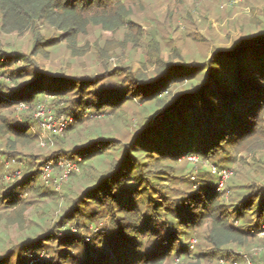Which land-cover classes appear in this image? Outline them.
Instances as JSON below:
<instances>
[{"label":"trees","instance_id":"obj_1","mask_svg":"<svg viewBox=\"0 0 264 264\" xmlns=\"http://www.w3.org/2000/svg\"><path fill=\"white\" fill-rule=\"evenodd\" d=\"M0 12L2 29L31 30L35 35L32 52L41 54L39 26L60 30L52 44L66 41L75 45L91 24L108 29L123 26L130 8L127 0H0ZM257 38L261 44L248 41L226 51H216L208 63L180 66L163 61L156 66L155 76L131 71V75L127 74L129 83L119 81L111 87L100 85L97 75L75 78L37 65L28 64L32 71L13 67L18 60L30 61L26 53L18 50L1 53L0 111L21 101L33 106L46 94L53 96L59 105L69 102V96L79 94L81 97H74L73 103L97 110L95 113L102 109L116 110L135 97L152 101L154 105L148 110L158 112V117L123 144L120 157L108 162L107 168L93 177L83 195L72 200L61 215L59 224L75 220L77 228L87 226V230L88 223L96 220L97 215L108 217L109 225L100 232L97 242L70 230L48 229L39 237L21 241L20 248L0 255V264H30L27 256L40 254L46 247L57 254L56 258L33 264H167L209 255L229 259L234 256L227 248L229 244L241 247L247 239L256 237L264 224V185L245 194L230 210L222 202L213 175L204 174L195 188L193 185L183 195L172 194L174 197L169 196L167 187L159 180L166 178L162 174L172 176L174 169L170 162L194 154L222 166L220 158L228 157L237 144L259 128L264 108V32ZM119 73L116 71L115 75ZM28 76L26 81H19ZM178 81L191 84L171 99H165L163 94ZM89 94L92 101H80L90 98ZM59 105L58 113H70L76 120L81 119L82 108ZM1 117L0 132L18 138L32 136L30 125ZM98 135L75 144L69 156H81V163L97 155L106 161V155L102 154L113 137ZM62 151H55L47 159L59 156ZM43 164L29 167L24 177L0 199L7 198L3 202L12 206L30 204L24 195L37 191L42 194L40 190L47 186L43 179L38 180ZM90 202L94 207L87 211L83 203ZM236 219L244 222L245 228L236 226L233 223ZM206 223L210 224L208 240L214 248L207 253L196 252L192 238ZM93 233L95 237L97 232ZM12 256H16L14 262ZM234 260L245 262L239 257H233Z\"/></svg>","mask_w":264,"mask_h":264},{"label":"rangeland","instance_id":"obj_2","mask_svg":"<svg viewBox=\"0 0 264 264\" xmlns=\"http://www.w3.org/2000/svg\"><path fill=\"white\" fill-rule=\"evenodd\" d=\"M127 2L130 12L123 26L108 29L91 24L79 35L75 45L66 41L52 44L51 41L55 42L57 40L55 38L59 37L60 30L39 26L42 31L40 42H43L40 46L43 50L41 54L32 52L35 35L31 30L6 32L2 29L0 12V54L12 50L22 51L30 61L18 60L13 67H24L32 71V65H37L42 69L75 78L97 75L100 85L111 87L117 85L119 81L129 83L127 74L131 75L132 72H144L147 76H155L156 66L163 61L180 66L188 63L196 66L208 63L216 51H226L248 41L261 44L257 37L264 32V0H127ZM116 71L120 73L115 75ZM28 78L29 76L19 81H26ZM190 84L189 81H178L170 87L169 92L163 94V97L171 99ZM78 95L69 96L70 100H67L69 102L65 101L59 105L53 96L46 94L27 109H20L15 105L0 111V123L2 115L8 121L30 125L29 133H32V136L18 138L0 132L2 198L6 196L5 191L24 177L29 167L51 159L55 162L61 159L82 160L81 156L71 158L68 154H71L75 144L82 143L91 136L96 137L97 134L113 137L110 140L112 144L102 154L106 155V161H101L98 155L91 161L86 160L83 163L80 161L79 171L66 181L60 179V169H56L55 173L59 178L56 177V181L51 179L50 184L45 183L48 187L40 190L42 194L37 191L24 195L31 201L30 204L22 202L21 205L12 206L3 202L7 198L0 199V255L10 249L20 248L21 241L27 237H39L40 233L48 229L54 232L59 228L64 231L70 230L74 234H85L97 242L100 232L107 224L109 225L110 219L99 215L96 216V220L88 223V230L87 226L77 228L75 220H70L64 225L59 224V221L71 201L83 195L85 187L90 184L93 177L107 168L108 162L120 157L123 144L129 143L143 126L153 124L158 112L148 110L154 105L152 101L131 97L132 99L124 102L116 110L102 109L95 113L97 110L73 103L74 97ZM88 97L90 98H80V101L83 100L84 103L90 99L92 101L93 96L89 94ZM40 104H43L44 111L41 117H38ZM58 105H73L74 109L82 108L84 111L80 120H76L77 122L75 121L74 125L69 126L62 134L53 137L41 128L40 123L57 114ZM262 110L256 132L237 144L233 152L227 154L228 157L220 158L222 164L220 166L227 168L230 173L218 189L222 195V202L230 210L234 209L245 194L264 185V108ZM61 149L64 151L59 156L47 159ZM90 163L94 165L91 166ZM170 164L174 169L172 176L162 174L166 178L159 180L167 187L169 196L183 195L193 185L195 188L199 179L205 177L204 174L207 177L213 175L219 184L218 177L210 171L212 165H217L213 160L201 159L194 154ZM85 176L87 180L84 179ZM41 179L42 175H39L38 180ZM146 193L143 196L146 197ZM153 194L157 195L154 191ZM83 207L91 211L94 206L90 202L83 203ZM233 217L235 218V215ZM233 223L245 228L242 226L244 222L237 219ZM96 226L100 227V230L93 237V232H96L93 229ZM209 229L210 224L206 223L199 227L197 234L194 235L196 252L207 253L214 248L212 242L208 240ZM247 240L241 247L232 243L227 248L233 251V257H239L243 261L250 259L253 264H264V238L258 234ZM48 249L51 250L46 247L40 254L28 255L29 260L26 261L33 264L56 258L57 254ZM15 257L12 256L11 262L15 261ZM233 257L224 260L230 264ZM221 259V256L209 255L202 259H182L177 263L222 264ZM177 263L170 261L167 264Z\"/></svg>","mask_w":264,"mask_h":264},{"label":"built area","instance_id":"obj_3","mask_svg":"<svg viewBox=\"0 0 264 264\" xmlns=\"http://www.w3.org/2000/svg\"><path fill=\"white\" fill-rule=\"evenodd\" d=\"M17 105L20 109H25V108L27 109L29 107V105L23 101H21ZM42 106L43 104L39 105L38 117H41V115L43 114L44 107ZM48 119H44L43 121H41L40 125L41 128L44 129V131H47L49 133V136L51 135L53 137L62 134L64 131H66L69 128V126H71L76 121V117L74 115L65 112L62 113L57 112V114H55L54 116H50ZM50 120H52V122ZM80 161L81 160L79 159L77 160L61 159L56 162L51 159L46 161L42 166V171H41L43 181L46 184H50L51 179L56 181L57 178H59L57 177L58 175H56L55 173L56 169H60L61 180H65V181L68 180L72 174H75L79 171L78 164ZM210 171L211 173H213L215 176L218 177V182H219L218 188H221L223 182L227 179L230 172L228 171L227 168L219 167L217 165H212ZM93 230L97 232L100 230V227L96 226ZM258 234L264 238V224L261 231ZM195 242L196 239L193 238L192 247H194ZM221 263L227 264L228 262L224 259H221ZM230 264H241V263L238 260H234ZM245 264H253V262L250 259H246Z\"/></svg>","mask_w":264,"mask_h":264},{"label":"water","instance_id":"obj_4","mask_svg":"<svg viewBox=\"0 0 264 264\" xmlns=\"http://www.w3.org/2000/svg\"><path fill=\"white\" fill-rule=\"evenodd\" d=\"M254 44V43H253Z\"/></svg>","mask_w":264,"mask_h":264}]
</instances>
